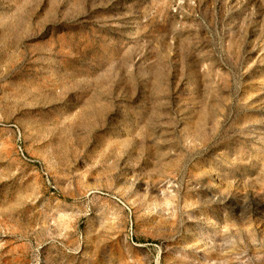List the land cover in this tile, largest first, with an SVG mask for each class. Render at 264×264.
<instances>
[{
	"label": "rangeland",
	"instance_id": "obj_1",
	"mask_svg": "<svg viewBox=\"0 0 264 264\" xmlns=\"http://www.w3.org/2000/svg\"><path fill=\"white\" fill-rule=\"evenodd\" d=\"M0 264H264V0H0Z\"/></svg>",
	"mask_w": 264,
	"mask_h": 264
}]
</instances>
